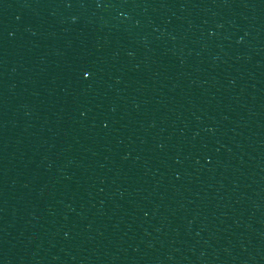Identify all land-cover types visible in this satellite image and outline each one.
<instances>
[{"label": "water", "instance_id": "95a60500", "mask_svg": "<svg viewBox=\"0 0 264 264\" xmlns=\"http://www.w3.org/2000/svg\"><path fill=\"white\" fill-rule=\"evenodd\" d=\"M0 264H264V0H0Z\"/></svg>", "mask_w": 264, "mask_h": 264}]
</instances>
